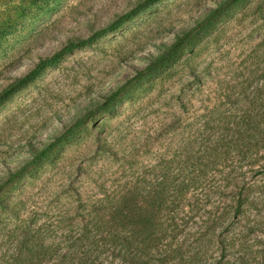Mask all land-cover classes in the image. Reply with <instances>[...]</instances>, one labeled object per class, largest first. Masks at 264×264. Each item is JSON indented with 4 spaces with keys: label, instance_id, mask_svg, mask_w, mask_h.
<instances>
[{
    "label": "rangeland",
    "instance_id": "1",
    "mask_svg": "<svg viewBox=\"0 0 264 264\" xmlns=\"http://www.w3.org/2000/svg\"><path fill=\"white\" fill-rule=\"evenodd\" d=\"M145 1L0 0V93ZM262 167L264 0H160L0 106V264L63 254L128 192L148 264H264Z\"/></svg>",
    "mask_w": 264,
    "mask_h": 264
},
{
    "label": "trees",
    "instance_id": "2",
    "mask_svg": "<svg viewBox=\"0 0 264 264\" xmlns=\"http://www.w3.org/2000/svg\"><path fill=\"white\" fill-rule=\"evenodd\" d=\"M159 1L146 0L138 9L120 16L106 28L97 30L87 39L68 42L60 52L49 58L40 60L27 75L16 80L0 93V106L33 83L47 68L58 63L66 55L71 54L77 49L85 48L93 44L100 37L116 31L140 10L152 6ZM217 13L218 11H215L212 17ZM183 37L185 38L186 36ZM184 38H178L172 49L177 50V48L182 46ZM166 59V55L159 57L157 62L146 67L143 73L158 69L159 65L166 61ZM236 146L238 147V145ZM254 176H264V167ZM240 205L241 200L239 199L235 211L236 215L239 213ZM96 206L97 208L93 211L94 216L89 218L82 228L83 237L69 238L65 243L64 249L66 251L63 254H58L61 247L56 246L53 256L46 258V256L41 254L35 264H113L114 258H119L122 260V263L148 264V258L146 257L150 253L147 254V251L151 248H157L158 245L156 244L159 241V238L154 237L157 233L155 232L156 215L149 216L142 213L143 211L137 207L134 196L129 194V192L123 194L117 202H101ZM88 225H91V228ZM103 233L108 236L96 238V235ZM121 234L125 235L122 236ZM108 257H111L112 260L109 261ZM157 260L160 262L161 258ZM23 263L32 264V261L27 257L23 259ZM237 264H245V256L239 255Z\"/></svg>",
    "mask_w": 264,
    "mask_h": 264
}]
</instances>
